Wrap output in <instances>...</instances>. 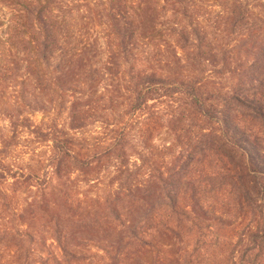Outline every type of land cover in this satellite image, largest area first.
<instances>
[{
	"label": "trees",
	"instance_id": "trees-1",
	"mask_svg": "<svg viewBox=\"0 0 264 264\" xmlns=\"http://www.w3.org/2000/svg\"><path fill=\"white\" fill-rule=\"evenodd\" d=\"M58 1L0 0V88L20 74L33 98L36 90L52 101L58 97L66 119L49 139L48 158L57 179L69 170L62 163L112 160L104 209L114 228L99 258L131 264L149 253L153 264H264V0H134L135 7L127 0H91L110 36L108 51L98 48L91 57L80 50L81 41L72 44V20L58 12ZM95 84L115 86L97 94ZM164 97L176 103L166 114L157 109L155 123L169 126L174 147H154L157 164L141 152L130 161L127 140L138 136L145 150L146 138L141 128L131 134L123 118L149 101L162 106ZM91 111L101 125H120L105 149L79 162L69 132L78 133ZM9 178L30 175L5 171L0 159V181ZM51 210L40 212L47 218ZM224 213L233 214L228 225ZM189 224L191 248L182 233ZM22 226L10 228L18 247L11 264H29L31 252L20 244L32 233ZM53 232L57 244L68 239L59 228ZM58 248L65 264H88V256L66 243Z\"/></svg>",
	"mask_w": 264,
	"mask_h": 264
},
{
	"label": "rangeland",
	"instance_id": "rangeland-1",
	"mask_svg": "<svg viewBox=\"0 0 264 264\" xmlns=\"http://www.w3.org/2000/svg\"><path fill=\"white\" fill-rule=\"evenodd\" d=\"M66 1L56 2V9L65 19L72 20L70 22L73 28L72 44L81 41L82 48L78 46L81 51H85L83 54L86 57L96 56L98 48L108 51L107 37L110 36L106 31L105 23L95 17L92 1L74 0L71 3ZM131 1L134 4V0H127L128 5L132 6ZM4 13L9 16L7 10ZM0 24H3V19H0ZM169 44L172 46L171 42ZM149 50L150 46L144 51L148 54ZM205 68L209 69V66ZM114 86L105 87L104 84H95L94 88L97 94H102L111 92ZM50 89L55 91L53 87ZM30 90H32L31 86L22 82L20 74L9 83L7 88H0V159L4 163L5 171H10L14 175H30L27 180L9 178L3 181L4 183L0 181V264H11L17 258L14 250L18 247L10 235V228L18 223L32 233L29 239L20 244V248L29 249L31 252L26 258L29 264H37L45 259L47 264H56L57 260L65 264L60 258L58 248L64 243L69 248L88 256V264H106L99 258L101 254L99 249L107 244V234L114 228V223H110V219H107V211L104 209L111 189L112 160L101 162L99 165L92 162L88 166H85V163H62L60 167L69 170L65 176L57 179L59 175L56 176L51 173V168L48 169V158L52 155L49 139L59 128L58 124L66 119V112L57 108L58 97H54L52 101L48 92L44 95L46 91L36 90L33 92L36 97L33 98L29 95ZM122 97L127 99L126 96ZM174 101L172 97H164L162 106L157 100L149 101L142 112L123 118L122 123H126L127 127L131 128V134H134L136 127L141 128L146 138L145 143L142 144L145 150L141 149L138 136L127 140L126 151L130 161H135L141 152L149 158V161L157 164L160 158H157L154 147L173 146V135L168 129L169 126L160 122L156 124L155 120L156 116L161 115L156 113V110L162 109L161 112L166 114L173 110L176 103ZM91 114L88 118H84L78 133L74 135L69 132V135L73 136L72 151L79 162L88 157L92 158L95 152L105 149L116 137L115 133L110 132L111 129L120 125H101L95 122L100 118L94 115L93 111ZM174 150H177V147ZM260 169L264 170V164ZM227 198L231 200L229 196ZM63 206H66L67 213L64 217L58 218L57 214L61 213ZM42 207L55 211L46 218L40 212ZM232 215L223 214L222 221L225 225L230 224ZM20 216L22 221L18 222L16 219ZM55 227L63 230L68 235V239L64 241L60 239L57 244L53 232ZM193 231L190 230V224L182 230L188 248L194 244ZM200 243L195 244L199 246ZM164 246L175 251L170 242H165ZM151 258V255L146 253L139 259L135 258L131 264H153ZM20 259L22 260L23 256ZM72 264L86 263L79 261Z\"/></svg>",
	"mask_w": 264,
	"mask_h": 264
}]
</instances>
